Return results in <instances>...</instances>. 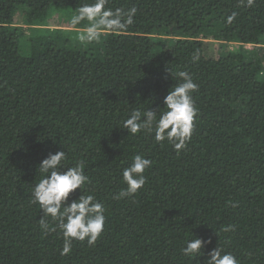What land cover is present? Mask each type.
Returning a JSON list of instances; mask_svg holds the SVG:
<instances>
[{"label": "trees", "instance_id": "trees-1", "mask_svg": "<svg viewBox=\"0 0 264 264\" xmlns=\"http://www.w3.org/2000/svg\"><path fill=\"white\" fill-rule=\"evenodd\" d=\"M91 2L0 0V264H204L216 247L264 264V0H109L135 7L134 23L91 44L77 39L86 21L48 27L52 10L73 16ZM203 40L233 47L211 59ZM179 71L198 85L186 148L124 130L133 110L163 107ZM63 150L90 181L69 202L94 195L106 217L94 245L73 240L67 255L61 230L31 203L39 164ZM136 154L153 162L146 183L117 199ZM193 236L208 241L197 258L182 251Z\"/></svg>", "mask_w": 264, "mask_h": 264}, {"label": "clouds", "instance_id": "clouds-1", "mask_svg": "<svg viewBox=\"0 0 264 264\" xmlns=\"http://www.w3.org/2000/svg\"><path fill=\"white\" fill-rule=\"evenodd\" d=\"M254 0H247L248 6ZM109 0H92L83 3L71 17L70 24L75 27L82 22H87L82 31L77 33L81 43H94L104 35L118 34L126 31L134 23L136 8L128 10L108 7ZM236 14L226 18V23L231 24ZM200 59L199 51L194 52L192 61ZM178 83L168 91L163 100V107L157 110H133L123 123V129L135 136L138 133H151L158 143L165 141L172 144L175 150L186 148L191 140L194 130V118L197 108L194 104L193 93L198 90V85L186 71L176 74ZM159 109H163L158 111ZM65 151H57L49 155L39 164L41 179L33 186L31 203L38 204L43 212V217H50L61 230L63 247L61 255H67L72 250L73 240L85 241L94 245L104 230L105 207L94 195L80 194L77 199L69 202V195L89 183L85 174L84 163L77 162L74 166L66 167ZM152 161L142 154H136L131 164L122 171V179L127 185L117 194V199L132 196L141 190L146 183L145 172L152 167ZM40 219V228L45 234L51 229L44 218ZM234 227L228 225L222 231H233ZM194 237V236H193ZM208 241L194 237L185 241L183 254L189 258H197L204 253L202 249ZM204 264H239L238 259L230 252L216 247L208 253Z\"/></svg>", "mask_w": 264, "mask_h": 264}, {"label": "rangeland", "instance_id": "rangeland-1", "mask_svg": "<svg viewBox=\"0 0 264 264\" xmlns=\"http://www.w3.org/2000/svg\"><path fill=\"white\" fill-rule=\"evenodd\" d=\"M25 9H18L14 15V24L17 26H21L24 28L25 35L21 39V52L22 53H28V27L25 23L24 19ZM72 15L67 14L65 11L62 10H52L49 12L48 16V27L53 28H61V29H74L73 26L70 24ZM204 42V50L205 54L208 58L211 59H218L219 56L222 54V52L226 49H231L233 45H225L223 43L213 41V40H203ZM94 53V52H93Z\"/></svg>", "mask_w": 264, "mask_h": 264}]
</instances>
